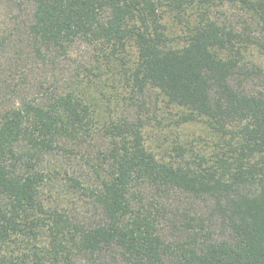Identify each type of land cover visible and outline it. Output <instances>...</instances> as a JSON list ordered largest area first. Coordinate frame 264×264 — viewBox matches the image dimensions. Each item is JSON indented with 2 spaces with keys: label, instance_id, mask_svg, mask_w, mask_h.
Here are the masks:
<instances>
[{
  "label": "trees",
  "instance_id": "1",
  "mask_svg": "<svg viewBox=\"0 0 264 264\" xmlns=\"http://www.w3.org/2000/svg\"><path fill=\"white\" fill-rule=\"evenodd\" d=\"M0 264H264V0H0Z\"/></svg>",
  "mask_w": 264,
  "mask_h": 264
},
{
  "label": "rangeland",
  "instance_id": "2",
  "mask_svg": "<svg viewBox=\"0 0 264 264\" xmlns=\"http://www.w3.org/2000/svg\"><path fill=\"white\" fill-rule=\"evenodd\" d=\"M174 15H175V12H167L164 19H165V21L167 22V24L169 26L172 25L174 28H176L177 31H179V28H182V26L180 24H178V19L177 18H173ZM158 116L161 117V118L163 117L161 110H158ZM152 124H157V123L156 122H154V123L152 122ZM184 130H185V132H188V134H185L184 136H182L183 139H191L192 137H194L197 134H199L200 131H201L199 126H196V125L188 126Z\"/></svg>",
  "mask_w": 264,
  "mask_h": 264
}]
</instances>
